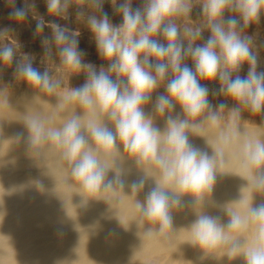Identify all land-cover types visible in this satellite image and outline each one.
Here are the masks:
<instances>
[{
  "label": "bare ground",
  "instance_id": "bare-ground-1",
  "mask_svg": "<svg viewBox=\"0 0 264 264\" xmlns=\"http://www.w3.org/2000/svg\"><path fill=\"white\" fill-rule=\"evenodd\" d=\"M125 2L60 0L56 11H49L48 0H0V52L12 50L8 60L0 55V264H247L245 253L255 245L256 222L230 232L225 228L230 241L212 247H204L195 239L193 225L202 215L219 217L220 224L227 225L229 209L246 215L247 209L264 203V188L254 187L242 168L245 145L264 143V104L258 111L243 108L248 104L245 100L237 104L251 122L229 113L223 116L219 106L214 105H210V114L202 111L198 116H189L168 95L163 78L154 67L164 64L166 70L170 69V57H158L148 50L138 52V64L157 79L140 108L144 119L159 132L158 155L171 151L167 134L172 120L187 122L184 135L188 143L206 153L212 162L215 179L210 188L198 194L178 190L174 181L165 183L154 158L143 159L125 147L110 112L95 104L90 108L83 106L73 95L89 81L88 65L97 73L106 72L120 91L132 90L126 74L103 65L109 59L101 54L89 24L90 17L99 20L107 12L110 24L119 28L123 13L118 9ZM150 2L130 0L129 6L143 10ZM239 2L227 0L221 13L213 17L203 10L208 0H186L188 12L166 17L157 32L148 34L150 40L167 48L170 41L163 27L170 22L176 25L175 42L181 46L185 66L196 77L206 79L205 99H217L227 88L222 73L234 80L237 76L246 79L252 71L264 72V5L256 17L246 20L237 7ZM16 9L24 10L26 15L12 16ZM232 19L237 21L235 26L228 23ZM38 24L43 26L38 28ZM215 24L246 41L256 58L255 64L245 58L238 68H233L224 60L222 45L217 42L213 48L221 57L217 74L201 77L196 59L184 53L189 47H204L213 39L214 33L209 34ZM57 26L78 42L80 67L65 63L61 57V49L67 45L56 40ZM186 30H191V34ZM120 39H124L123 33ZM145 58L148 64L144 63ZM29 64L39 73H47L51 90L18 71L20 66ZM161 96L171 104L163 112L158 109ZM34 119L43 128L40 139L34 138L29 126ZM73 119L78 120L79 135L86 140L81 155L91 152L107 165L96 191L86 190L72 174L80 157L65 158V146L43 138L49 131H61ZM90 122L113 133L110 149L95 140ZM260 173H264V164L251 168L252 177ZM141 180L142 186L134 187ZM109 181L111 188L105 190ZM157 187L179 201L169 200L168 227L158 218L143 214L147 195ZM233 243L240 246L235 253L231 251Z\"/></svg>",
  "mask_w": 264,
  "mask_h": 264
},
{
  "label": "clouds",
  "instance_id": "clouds-1",
  "mask_svg": "<svg viewBox=\"0 0 264 264\" xmlns=\"http://www.w3.org/2000/svg\"><path fill=\"white\" fill-rule=\"evenodd\" d=\"M98 3V0H93ZM227 0H208L204 6V11L210 16H217L221 13ZM130 0L118 9L123 13V23L119 28H113L109 22L108 13L104 12L102 19L89 18L91 31L94 33L98 48L101 54L111 60L116 57V62L111 64V70H118L126 74L132 90L120 91V87L110 76L101 70L97 73L91 65L89 81L81 88L76 89L73 95L86 107L97 105L101 110L110 112L111 118L116 123V128L120 139L133 154H139L143 159L154 158L155 163L162 170L164 182H175L180 191H192L201 193L211 187L215 177L212 174V162L206 153H201L193 148L184 135L187 122H176L169 120L170 129L167 134V143L171 151L158 155L159 132L152 127L151 123L144 119L141 111V104L147 99V93L157 84V79L150 72L146 71L137 62V54L140 51L148 50L158 57L169 56L171 65L175 72L179 73L175 79L171 80L167 86L168 92L176 98L189 116H198L206 107V89L198 83L195 74L187 66L181 67L182 49L176 43L178 35L177 27L174 23L164 25L163 31L170 43L165 48L155 41L150 40L148 34L155 33L160 29L166 17L178 12H188L189 8L186 0H151L145 9L131 8ZM264 0H240L237 5L247 20L256 17ZM60 6V0H48L49 11H56ZM12 16L22 18L26 12L16 9ZM145 17L147 22H145ZM231 26H235L237 21H228ZM139 27L140 36L133 39V34ZM43 25L38 24V28ZM191 34V30H186ZM214 38L210 39L204 47L192 49L189 47L184 53L191 54L196 59V68L201 77H215L218 71L221 57L213 48L219 42L222 45L224 60L233 68H238L245 58L255 64L256 58L247 46L246 41H241L234 32L226 33L219 24L212 26ZM123 33L124 39L120 36ZM195 33L194 35H197ZM57 41L65 42L67 46L61 49V57L64 62L75 67L81 66L80 53L77 51V41L65 34L58 26L55 28ZM5 60L12 56L10 48L0 52ZM148 64L147 58L144 61ZM156 72L162 77L166 71V65H154ZM18 71L30 81L36 84H43L52 89L47 73L41 74L33 69L31 65H22ZM227 84V92L237 99H244L250 103L253 110H260L264 104V72H249L246 79L237 76L230 79L227 73L221 74ZM171 107L168 98H159L158 109L163 112L165 107ZM223 107V105H221ZM30 128L35 139H40L43 135V128L38 120L30 122ZM89 128L95 140L103 145L114 144V135L107 128L100 127L94 122L89 123ZM80 125L77 119L68 122L61 131H49L43 138L60 142L66 148L65 158L76 159L80 157L78 163L73 168V176L83 182V187L88 191H96L101 185L107 169L106 164H101L91 152H83L86 140L79 135ZM264 164V143H249L245 145V160L242 168L249 175L254 187L264 188V173L252 177L251 168ZM143 180L135 184L134 187L142 186ZM112 181L104 187L105 190L111 188ZM123 187V182H121ZM169 200L179 203L175 198L169 197L159 187L154 188L147 195V206L143 209L146 217L158 218L164 227L171 224V217L168 214ZM230 221L227 225L220 224L219 217L202 215L193 225L195 239L204 247H212L221 243H228L231 237L225 232V228L230 231L235 230L250 221L257 223L255 245L249 248L245 255L247 264H264V203L254 208L247 209L246 215L229 209ZM238 243H233L231 251L235 253L239 249Z\"/></svg>",
  "mask_w": 264,
  "mask_h": 264
},
{
  "label": "rangeland",
  "instance_id": "rangeland-1",
  "mask_svg": "<svg viewBox=\"0 0 264 264\" xmlns=\"http://www.w3.org/2000/svg\"><path fill=\"white\" fill-rule=\"evenodd\" d=\"M101 14H102V12H101ZM211 34H213V31H212V27H210V34L209 35H211ZM139 36H140V33H139V31H137L136 33H134L133 34V39L135 40V39H138L139 38ZM116 57H113L111 60H109L108 62H104L103 63V65L106 67V68H108V69H110V67H111V64L112 63H114V62H116ZM185 61H186V59H184V58H182V60H181V67H184L185 66ZM169 71V72H168ZM167 72V74H165ZM166 72L164 73L165 75H163L162 76V78H163V82L165 83V86H166V89L168 90V88H167V86H168V84H169V82L171 81V80H173V79H175L176 78V76L177 75H179V73H177V72H175L174 71V69H173V67H171L170 69H168V70H166ZM172 73V74H171ZM173 75V76H172ZM197 78V81H198V83L200 84V86L201 87H203L204 88V83L203 82H205L206 81V79H200L199 77H196ZM166 90V91H167ZM223 93H222V95H220L219 97H221L222 99H221V101H219L220 100V98L219 97H217V99H219V100H217V99H205L206 100V103H207V107L203 110L204 112L206 111V113H208V114H210V105H214V106H216V107H218L219 106V108H220V112H222L223 113V116H227V115H229V114H232V115H234L236 118H241V119H243V120H247L248 122L250 121L251 122V119L250 120H248V118H246V117H244L243 116V114H242V112H241V110H238V107H237V104L239 103V102H241V101H244V99H237V98H235L234 96H232L230 93H228L227 92V88H223ZM167 93H168V95H170L171 96V94L167 91ZM172 97V96H171ZM176 102H178L179 103V101L178 100H176V98H174V97H172ZM216 101V102H215ZM234 102H235V104H234ZM214 103H216V104H214ZM221 105H223V107H221ZM248 105H250L251 106V104L250 103H248L247 105L245 104L244 106H243V108L245 107V108H247V109H250V110H252V107H250V106H248ZM237 107V108H236ZM226 109L228 110V111H226ZM208 110V111H207ZM232 111V112H231ZM234 111V112H233ZM238 111V112H237ZM231 112V113H230ZM229 113V114H228ZM234 113V114H233ZM237 114H238V116H237Z\"/></svg>",
  "mask_w": 264,
  "mask_h": 264
},
{
  "label": "snow or ice",
  "instance_id": "snow-or-ice-1",
  "mask_svg": "<svg viewBox=\"0 0 264 264\" xmlns=\"http://www.w3.org/2000/svg\"><path fill=\"white\" fill-rule=\"evenodd\" d=\"M106 148H109L110 149V146H106ZM0 243H2V241H0Z\"/></svg>",
  "mask_w": 264,
  "mask_h": 264
}]
</instances>
